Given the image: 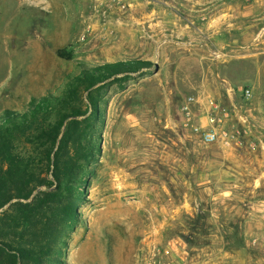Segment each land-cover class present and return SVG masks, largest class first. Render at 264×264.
Returning <instances> with one entry per match:
<instances>
[{"label": "rangeland", "instance_id": "374dc122", "mask_svg": "<svg viewBox=\"0 0 264 264\" xmlns=\"http://www.w3.org/2000/svg\"><path fill=\"white\" fill-rule=\"evenodd\" d=\"M127 61L150 65L96 86L100 150L60 264H264V0H0V118ZM207 96L239 146L200 140Z\"/></svg>", "mask_w": 264, "mask_h": 264}, {"label": "trees", "instance_id": "16d2710c", "mask_svg": "<svg viewBox=\"0 0 264 264\" xmlns=\"http://www.w3.org/2000/svg\"><path fill=\"white\" fill-rule=\"evenodd\" d=\"M57 55L73 58L64 50ZM148 65L127 61L83 67L60 96L32 98L22 113L4 112L0 118V264H60L69 230L78 222L80 190L90 176L91 159L100 150L99 126L104 122L100 92L105 87L96 86ZM82 89L85 110L79 105ZM54 112V122L38 124ZM19 137L31 148L21 150Z\"/></svg>", "mask_w": 264, "mask_h": 264}, {"label": "built area", "instance_id": "2783aa9c", "mask_svg": "<svg viewBox=\"0 0 264 264\" xmlns=\"http://www.w3.org/2000/svg\"><path fill=\"white\" fill-rule=\"evenodd\" d=\"M227 91L235 94V90L231 86H228ZM250 95L251 92L246 90L245 96L249 97ZM191 101H196V99L191 98ZM197 102L202 106L201 118L205 117V122L199 119V122L194 127L200 140L206 144L219 143L231 148L239 146L240 131L236 129L235 131L227 132L224 129L223 124L228 115L221 102L210 96L202 99V101L198 99Z\"/></svg>", "mask_w": 264, "mask_h": 264}, {"label": "water", "instance_id": "95a60500", "mask_svg": "<svg viewBox=\"0 0 264 264\" xmlns=\"http://www.w3.org/2000/svg\"><path fill=\"white\" fill-rule=\"evenodd\" d=\"M155 71H158L159 67L158 65H154Z\"/></svg>", "mask_w": 264, "mask_h": 264}]
</instances>
